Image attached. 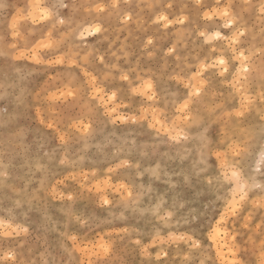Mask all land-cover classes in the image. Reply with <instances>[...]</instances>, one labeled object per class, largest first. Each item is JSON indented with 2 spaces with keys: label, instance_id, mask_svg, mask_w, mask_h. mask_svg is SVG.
<instances>
[{
  "label": "rangeland",
  "instance_id": "obj_1",
  "mask_svg": "<svg viewBox=\"0 0 264 264\" xmlns=\"http://www.w3.org/2000/svg\"><path fill=\"white\" fill-rule=\"evenodd\" d=\"M262 3L0 0V264H229L233 252L260 264L264 192L249 187L232 213L236 185L216 153L264 124ZM44 11L52 15L41 19ZM239 51L255 68L242 87ZM201 80L186 120L178 109ZM69 88L75 100H51ZM247 139L238 167L249 185L264 183L259 135ZM218 226L225 261L211 238ZM104 241L110 257L95 254Z\"/></svg>",
  "mask_w": 264,
  "mask_h": 264
},
{
  "label": "snow or ice",
  "instance_id": "obj_2",
  "mask_svg": "<svg viewBox=\"0 0 264 264\" xmlns=\"http://www.w3.org/2000/svg\"><path fill=\"white\" fill-rule=\"evenodd\" d=\"M6 6L7 5H5V4H0V7H6ZM61 7H67V5H61ZM260 13L262 16H264V3H262L260 6ZM51 15H52L51 12L44 11L40 18L41 19H48ZM223 15L228 18L226 20L225 26L226 27L230 26L234 22V17H232L229 14L227 9L224 10ZM163 19L166 20L167 18H163ZM59 23L63 24L64 20H59ZM12 28H13V31H15V21L12 24ZM94 31L99 32L100 28L96 27L94 29ZM262 31H264V29H262ZM200 35L205 36V33L201 32ZM243 35H244V32L239 31L237 29L236 34L232 37V43L233 44L237 43L239 40V37L243 36ZM219 36H220L219 32L215 33V37H219ZM207 39H212V37L209 36V37H207ZM149 43H151V41H149ZM41 44L43 47H46V48L51 47L52 41L49 38L48 42L42 41ZM261 52L264 53V48L261 49ZM236 58L239 59L241 62V66L237 71L236 82H238L240 84V86L242 87L243 84L249 80V77H250L251 73L253 71H255V68L249 62L250 56H245L243 51H239ZM217 63H218V65L222 66V71H221L220 75H223L224 72L228 71V69L226 67V61L223 58H220ZM197 75H199V73H197ZM241 77H242V80H240ZM122 78L124 80L128 79L127 76H123ZM260 80H261V87L264 88V67H261V69H260ZM204 85H205V81L201 80L200 86H198L194 89V91L191 93L189 99L186 100L181 105V107L178 109V111L183 114L184 119H186V120H192L193 119V117L191 115L190 104L195 102L193 100V97L198 99L202 96ZM145 87L147 90H151L153 86L150 82H147ZM99 91L100 90L97 89V92H99ZM135 91H141V89H135ZM69 97H72L73 100H75V98H76V92L72 88H69L66 92L61 93V96L59 98L53 96L51 98V100L53 102H55L58 99L67 100ZM152 98H153L152 96H149V99H152ZM260 98L264 99V91H261ZM97 99H100L101 103H105V101L101 97L97 96ZM109 99H115V93H113L112 97H110ZM249 102L251 103V101H249ZM111 110L114 112L115 108H112ZM236 116L237 117H243L244 112L243 111L237 112ZM157 122H159V121H157ZM49 126H51V125H49ZM77 127L78 128L83 127V128H85V130H87L91 126L90 125L85 126V125H83V122L81 121V123L79 125H77ZM257 134L259 135V138L261 141V147L259 149V160L256 162V164H257L258 170L264 171V124H262L260 126L258 133L254 129H242L238 134L234 133V136H236L237 138H234L227 145V150L224 153H219V152L216 153V158L221 163V169H222L221 174H222L223 180L229 182V184H235L236 185V187L233 189L234 198H233L232 206L230 208V211L232 213H235L238 205L246 199V197H247L246 189H248L249 187H256V188H259L262 192H264V183L257 184L253 177H249V179L252 181L251 185H249L248 181L243 178L242 169L240 167H238V162L236 159V158H244L245 156L248 155L249 149H250V144H249V140L247 139V137H254ZM169 135L171 136V138L173 140H181V139L187 140L188 139L187 135L184 134L182 130L180 132H175V133H173V130H169ZM63 139L64 138L61 137V140H63ZM207 141H208L207 130H205V133L200 135V143H201V145L206 146ZM230 156L232 157L231 160L229 159ZM6 175H7L6 171H0V176H6ZM236 194H239V200L235 199ZM128 195L131 196L132 193L129 192ZM69 199H71V197H69ZM103 202L105 204L109 203V201L107 199H104ZM260 207L264 208V198H262L260 201ZM158 209H159V206H158ZM157 214L159 215V210L157 211ZM169 215H171V213H169ZM2 223L3 222L0 221V225H2ZM219 230H220V226H218L217 229L214 230V232L211 234V238L213 240H216L217 234L219 233ZM24 231H26V229H24ZM261 231L264 232V226L261 227ZM3 235H10V233L4 232ZM225 238H227V233H225ZM72 239L75 241V237H73ZM180 239H183V237H180ZM235 239H236V237L233 236L232 240L235 241ZM137 243H139V241H137ZM192 246L198 247L197 242L193 241ZM113 247H114V244L112 241H104V242L99 244L100 251L96 252L95 254L98 256L103 255L105 257H110L112 252H113ZM229 250L231 251V248ZM235 256H236V254L233 252V259L230 261V264H242V261L239 259H236ZM4 259L14 260L15 254L14 253H7V254H5ZM260 264H264V241L261 242Z\"/></svg>",
  "mask_w": 264,
  "mask_h": 264
},
{
  "label": "bare ground",
  "instance_id": "obj_3",
  "mask_svg": "<svg viewBox=\"0 0 264 264\" xmlns=\"http://www.w3.org/2000/svg\"><path fill=\"white\" fill-rule=\"evenodd\" d=\"M232 26L234 25V22L231 24ZM217 229V228H216ZM215 229V230H216ZM222 230H221V227H220V230H219V233H220V235H221V233H223L224 232V234H225V231H223V232H221ZM219 233L217 234V238H216V240H213L212 239V241L214 242V246L217 248V249H220V251H221V255H223V259H224V253H223V247H225L226 245H221L220 244V240L219 239H221L220 237H219ZM219 237V238H218ZM225 242V241H224ZM223 244H226V243H223ZM227 259V262H228V257L226 258ZM224 261H225V259H224ZM230 261V260H229ZM229 264H230V262H228Z\"/></svg>",
  "mask_w": 264,
  "mask_h": 264
}]
</instances>
